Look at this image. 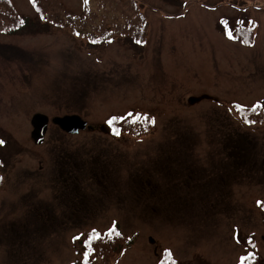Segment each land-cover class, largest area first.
I'll return each instance as SVG.
<instances>
[{
  "label": "rangeland",
  "instance_id": "obj_1",
  "mask_svg": "<svg viewBox=\"0 0 264 264\" xmlns=\"http://www.w3.org/2000/svg\"><path fill=\"white\" fill-rule=\"evenodd\" d=\"M3 1L0 264H264V0Z\"/></svg>",
  "mask_w": 264,
  "mask_h": 264
},
{
  "label": "trees",
  "instance_id": "obj_2",
  "mask_svg": "<svg viewBox=\"0 0 264 264\" xmlns=\"http://www.w3.org/2000/svg\"><path fill=\"white\" fill-rule=\"evenodd\" d=\"M34 4L37 5L38 0H32ZM5 1L0 0L1 5H8L6 9L0 12V30L2 33L6 34H14L16 32L22 31L26 27L29 26V23L25 21L24 19L20 20L15 14L18 15L17 11L14 9L13 4H4ZM1 9V8H0ZM73 186L74 191H79L82 188V182L79 181L78 184L76 182L68 181ZM74 183V184H73ZM132 242V240L129 241V243ZM128 243V244H129Z\"/></svg>",
  "mask_w": 264,
  "mask_h": 264
},
{
  "label": "water",
  "instance_id": "obj_3",
  "mask_svg": "<svg viewBox=\"0 0 264 264\" xmlns=\"http://www.w3.org/2000/svg\"><path fill=\"white\" fill-rule=\"evenodd\" d=\"M75 116H65L63 118H54L52 119V122L55 125L60 126L63 129L71 130L70 128H66L67 126L72 125V123H75L76 126H81L82 129H86V126L81 122H75L74 120ZM32 124L34 126V132H33V138L36 142V144L43 143V138L46 133V130L48 129L49 124V118L45 115H36L33 117Z\"/></svg>",
  "mask_w": 264,
  "mask_h": 264
},
{
  "label": "bare ground",
  "instance_id": "obj_4",
  "mask_svg": "<svg viewBox=\"0 0 264 264\" xmlns=\"http://www.w3.org/2000/svg\"><path fill=\"white\" fill-rule=\"evenodd\" d=\"M58 118H61V117H58ZM74 120H75V122L77 123V122H81V123H83L86 127H91L89 124H88V122L85 120V119H83L81 116H79V115H76L75 117H74ZM105 131H106V129H104ZM89 166V165H88ZM84 170H86V165L84 164V163H82V164H80L79 166H78V168H77V171H84ZM67 178H72L73 180H75L76 181V184H78L79 182H77V175H75V174H72V173H70V174H68L67 176H66ZM72 179H68V181H71V182H74ZM75 183V182H74ZM73 183V184H74ZM75 185V184H74ZM74 185H72V187L74 186Z\"/></svg>",
  "mask_w": 264,
  "mask_h": 264
},
{
  "label": "snow or ice",
  "instance_id": "obj_5",
  "mask_svg": "<svg viewBox=\"0 0 264 264\" xmlns=\"http://www.w3.org/2000/svg\"><path fill=\"white\" fill-rule=\"evenodd\" d=\"M140 120H144L145 122H147V118L139 117L136 121H133V123H137V122H139ZM151 123L154 125V124H155V121L152 120ZM114 135L119 136V135H120V131H119V130H116V131L114 132ZM2 143H3V142L0 141V144H2ZM0 179H2V178H0ZM117 235H119V233H117ZM92 238H96V239H98V238H99L98 233H96L95 231H93V233L91 234V237L89 238V245H90V243H91V239H92ZM79 239H81V237H79V236L74 237V241H75V240H79ZM89 245H86V246H89Z\"/></svg>",
  "mask_w": 264,
  "mask_h": 264
}]
</instances>
